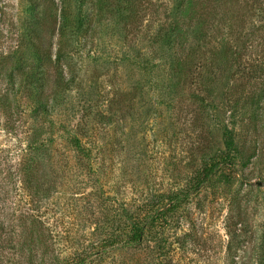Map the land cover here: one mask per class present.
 I'll return each instance as SVG.
<instances>
[{
	"label": "rangeland",
	"instance_id": "rangeland-1",
	"mask_svg": "<svg viewBox=\"0 0 264 264\" xmlns=\"http://www.w3.org/2000/svg\"><path fill=\"white\" fill-rule=\"evenodd\" d=\"M28 3L0 0V264H64L85 251L71 264H251L252 248L264 251V0H206L195 17L206 37L177 48L170 74L152 35L172 0H143L125 21L101 14L54 65L58 33L42 63L21 27ZM230 133L236 164L221 162L141 247L103 241L116 231L103 211L126 221L125 208L166 203L224 157ZM162 238L168 253L155 250Z\"/></svg>",
	"mask_w": 264,
	"mask_h": 264
},
{
	"label": "trees",
	"instance_id": "trees-1",
	"mask_svg": "<svg viewBox=\"0 0 264 264\" xmlns=\"http://www.w3.org/2000/svg\"><path fill=\"white\" fill-rule=\"evenodd\" d=\"M26 1L29 3L28 8L26 9L25 19L23 20L21 27L29 34L28 37L32 40V51H34L37 59H39L42 63L47 58H51V60L53 59V44L48 41V39L51 36L53 37L56 35V32L58 33V46L56 47V57L53 65L58 63L60 64V62L65 61L66 53L64 50L66 48V39L72 38V40H74L87 37L85 35L89 34L90 31L93 33L96 25L100 23L101 14L111 10L110 12H112V15L118 18L119 21H125L126 19L130 20L132 17L135 18L136 14H138L139 10H141L143 2V0H91L93 3L91 10L87 14L85 13L86 10L83 7V2L85 0H59V6L58 3H55V0H52L54 10L50 12H47L44 8H41L40 10V4H43L44 2H41L42 0ZM205 8H207L206 0H172V3L169 5L167 4L164 8L165 23L157 30L156 33L152 35V38L157 44H159L158 49L164 52V56L160 59L162 66L164 64V71H168L169 74L170 72L176 73V69L180 68L181 63L177 53H179L181 46L188 41L190 36L194 35L197 40L201 41H203L206 37L205 20L200 17L195 19L198 15V11ZM48 19L49 23L46 25V21ZM201 19L202 22H198V20ZM48 27H50V33H48V31L43 32V28ZM177 48H179V51H177ZM236 54H238L237 51ZM175 55L178 57V60H174V57H172ZM44 73L45 71L43 68H39V71L36 74L35 84L37 94L40 93L43 88L44 78L42 77V74ZM170 82L171 80L169 81V84ZM166 88L168 87L166 86ZM72 141L74 146L78 148L79 153H85L86 155V150L82 147L81 140L78 137H74ZM227 147L229 151L224 155V157H222V159H219V161L215 162L209 168H205L202 176H198V174L195 176L193 175L189 186L172 192L167 198L168 200L166 203V197L164 199L162 197L161 201L158 199L156 202L142 205L141 209L134 210L127 208V211L125 208L124 211L128 212V215L126 214L129 218L128 220L126 217L128 221H123L122 218L124 216H122V214H120V217L115 215L110 218L108 213L103 211V204H105L104 200H100L98 205L101 211H103L107 216V220L105 221L109 220L110 224L116 230L114 232L112 231L111 235L107 234L103 241H110L113 246L116 244V248L141 247L146 241V232L148 230L151 231L157 218H165L169 212L175 211L178 207L185 204L184 202L190 200L192 195L199 193L204 184L217 173L218 169L222 168L221 164L223 162H228V165L231 166L236 164L234 160L239 157V150L235 146L234 136L232 133L228 134ZM145 210H147V213H143ZM243 233L244 231L242 234ZM161 241L164 243L159 244ZM167 241L168 239H165L164 241V238H162V240H158L154 247L158 244L159 245L155 248V250L161 253H168L169 247L167 245ZM238 243L239 241L237 244ZM103 251H107V249H104ZM99 253L100 251H94L93 254L96 255ZM90 255L91 253L87 254V251H85V255L83 253L78 254L77 259L75 260L74 258H68V260L66 258L64 264H71L73 261L84 263L88 260ZM233 255H235L234 252L232 253V256ZM164 256L168 257L166 254H164ZM251 259V264H264V251L260 254L257 245L254 246L251 250ZM56 264H61L58 255L56 256Z\"/></svg>",
	"mask_w": 264,
	"mask_h": 264
}]
</instances>
